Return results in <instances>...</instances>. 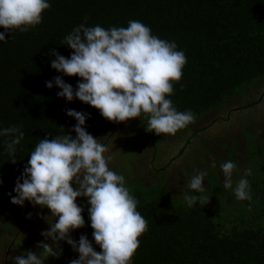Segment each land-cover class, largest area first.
<instances>
[{"label": "trees", "instance_id": "1", "mask_svg": "<svg viewBox=\"0 0 264 264\" xmlns=\"http://www.w3.org/2000/svg\"><path fill=\"white\" fill-rule=\"evenodd\" d=\"M50 7L42 12V21L28 31L19 29L5 33L0 41V128L23 125L24 138L16 145L13 163L5 149L6 137H0V264H14L2 253L10 240L16 255L31 250L39 254V242L52 243L41 235L55 221L47 207L25 201L23 206L11 202L13 191L27 163L30 153L40 139L56 135L75 136V118L66 109L88 113L86 130L105 145L121 144L123 150L135 146L141 134L147 133L151 145L160 149L164 134L147 131L148 117L130 118L114 122L100 111L74 98L58 97L60 89L46 87L45 81L60 75L75 89L78 76H66L51 67V50L68 57L74 50L63 44L64 37L81 23L86 26L127 27L128 21L138 20L151 29L153 35L175 41L183 50L186 64L179 82H173L170 98L178 111L191 110L195 121L180 129L188 132L181 155L187 145L190 150L181 170L180 185L168 184L170 162L157 166L152 175L140 167L138 159L125 154L108 162L111 170L125 176V185L137 199V211L147 221V230L138 239L131 264H264V124L252 123L248 117L259 104L252 98L256 88L264 83V0H49ZM85 18H87L85 20ZM5 31L0 26V32ZM263 95V94H261ZM247 114V110L250 111ZM240 131L229 135L228 142L211 137V146L220 148L213 154L198 136L207 130L203 120L214 114V121L231 120V114L241 112ZM123 135L133 134L127 139ZM51 133V135H50ZM175 134V135H176ZM169 135V134H168ZM133 143L132 146L126 144ZM126 145V147H125ZM126 148V149H124ZM207 154V155H206ZM153 155V154H152ZM153 155V162L158 159ZM195 156L196 158H193ZM237 165L233 172V189L238 180L246 177L251 188V200H239L233 189L223 186L220 165L226 161ZM139 165V167H137ZM152 170V169H151ZM251 170V175H247ZM199 171H205L203 202L188 207L184 195L187 183ZM154 176V177H152ZM22 182V181H21ZM179 182V181H178ZM75 189V184H73ZM210 198V199H209ZM83 208V227L70 235L79 240L86 234L97 252L102 249L92 236L94 231L88 218L87 197H77ZM30 214V215H29ZM25 216L34 236L19 239L15 229L20 216ZM23 241V242H22ZM58 244V245H57ZM51 246L56 256L45 264H70L79 254L64 240Z\"/></svg>", "mask_w": 264, "mask_h": 264}, {"label": "clouds", "instance_id": "2", "mask_svg": "<svg viewBox=\"0 0 264 264\" xmlns=\"http://www.w3.org/2000/svg\"><path fill=\"white\" fill-rule=\"evenodd\" d=\"M49 7V0H0V26L5 29L0 32V41H7L6 32L34 28ZM64 41L74 51L65 57L51 50L55 57L51 67L63 75L81 79L75 89L60 75L45 81L46 87L51 89L55 85L60 89L58 97L67 101L78 98L114 122H126L144 114L148 117L146 130L158 135H175L195 121L190 109L178 111L168 98L174 91L173 82L181 80L187 62L175 41L153 35L138 20L128 21L127 27L108 29L81 23ZM66 114L77 121L73 126L76 135L66 133L40 139L17 177L13 188L16 195L8 193L13 204L23 206L27 200L50 210L56 219L41 235L51 238L52 243L39 242L37 247L42 249L39 254L26 250V255L13 257L14 264H45L48 257L56 256L51 245L60 240L79 254L70 264H131L140 244L138 237L147 230V221L137 211L138 201L126 187L125 176L109 168L111 157L104 155L105 145L86 130L89 114L71 108L66 109ZM22 128V124L0 128V137H6L5 149L12 157L8 160L13 163L16 145L24 138ZM220 167L224 188L233 189L232 176L237 165L229 160ZM206 175L205 171H199L188 181L189 191L184 195L188 207L203 202ZM247 175H251V170H247ZM233 191L239 200L252 199L246 177L238 180ZM77 197H87L92 236L102 249L100 252L86 234H81L78 241L70 235L85 225Z\"/></svg>", "mask_w": 264, "mask_h": 264}, {"label": "rangeland", "instance_id": "3", "mask_svg": "<svg viewBox=\"0 0 264 264\" xmlns=\"http://www.w3.org/2000/svg\"><path fill=\"white\" fill-rule=\"evenodd\" d=\"M251 97L259 98L260 102L256 108L255 107L253 108L255 110L250 114L251 116H249L248 119L252 123L264 124V83L256 88V90L254 91ZM253 109H251L250 111L247 110V114L250 113ZM242 111L243 110H241V112L232 113L231 120L229 121L227 120L214 121L217 123H213L214 118H216L214 114H209L206 116V118L203 120V125L207 124L208 126L207 130L200 131L198 136L201 138V140L204 142V145L206 146V148L209 149L210 152L216 154V152L220 151L219 147L215 148V146H211V143L209 142V139L211 137H220L223 138L225 142L226 141L228 142L229 135L232 134L234 136L237 133H239L240 131L239 122L242 118H244ZM124 131L125 129L121 131L122 135ZM182 132H184V136L180 133L176 135L164 134V138L167 141L165 140L162 141L161 143L162 147H160L162 149L161 151L162 153L159 156L157 155L158 153H160V149L154 145H151V141H148L147 139V133L141 134L138 138V141H135L136 147L135 146L131 147L133 143H128L126 145L130 146L131 148L129 150L124 148L126 150H123V147L120 143L116 144L115 146L108 145L106 147V152L104 153V155L106 157H111L109 163L118 164V162H115L112 159L114 157V153L116 154V157H119V155L122 154V150H123L122 155L125 154V157H134V159H138L140 153V160H138L140 167L147 168V170H149V172L152 175H156V176H158L157 174H159L160 171L159 172L154 171L155 164H157V166H162L170 162L171 164L169 167L170 172L168 173V176H162V178H166L168 184L177 187V185H180V182L182 181V176L183 175L185 176L181 168L183 164L186 163L187 158L189 156L187 152L190 150H193L195 152L198 151L196 147L187 145L186 150L183 153H181V155H177L178 150L181 149L183 146V141H184L183 139L189 136L188 132L185 129L182 130ZM132 134L133 132H130L127 135L124 134L123 135L124 140L125 138L127 139V137L131 136ZM152 154L158 157V159L155 160L154 162H153ZM193 158L196 157L193 156ZM139 165L137 167H139ZM15 229L19 230L20 233L19 239H23V240L32 238L35 233L34 230L29 227L28 221L24 215L19 217L18 223L15 225ZM2 253L5 255V257L10 258V260L11 259L13 260V257L16 256V253H20V251L14 250V247L11 241L9 240L4 245L2 249Z\"/></svg>", "mask_w": 264, "mask_h": 264}, {"label": "flooded vegetation", "instance_id": "4", "mask_svg": "<svg viewBox=\"0 0 264 264\" xmlns=\"http://www.w3.org/2000/svg\"><path fill=\"white\" fill-rule=\"evenodd\" d=\"M166 173H169V172H166Z\"/></svg>", "mask_w": 264, "mask_h": 264}]
</instances>
